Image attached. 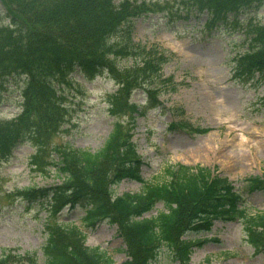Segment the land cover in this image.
<instances>
[{"label": "trees", "instance_id": "16d2710c", "mask_svg": "<svg viewBox=\"0 0 264 264\" xmlns=\"http://www.w3.org/2000/svg\"><path fill=\"white\" fill-rule=\"evenodd\" d=\"M0 3L8 17V23L0 25V88L16 83L21 94V111L15 117L0 118V164L21 144L29 143L35 149L30 156L33 170L53 166L63 176L60 183L51 186L20 188L17 194L21 199L27 203L46 201L50 216L62 205L79 208L81 221L88 227L101 220L115 224L129 257L119 264H156L163 249L169 259L179 260L176 264H187L196 242L183 240V234L208 231L215 219L238 217L254 252H264V215L246 211L242 193L228 178L213 176L200 165L177 164L166 167L164 181L143 180L138 171L140 158L128 129L118 119L119 114L129 111L128 118L133 121L135 113L145 112L128 99L135 89L146 91L149 104H160L150 84L161 75L166 52L155 44L146 48L132 40L135 17L164 11L163 16L174 23L205 15L207 27L243 30L246 47L234 57L233 76L246 82L264 71V21L257 16L264 0ZM123 59L132 63H122ZM74 71L88 81L105 75L116 86L109 98V110L116 117L113 129L97 152L51 143L70 116L67 95L71 88L83 90L71 75ZM124 176L140 180L141 190L115 196L113 185ZM244 181L249 191L264 190V171ZM158 202L163 208L145 216ZM47 227L42 262L34 252L8 250L0 254V264H111L97 247L83 245L76 227Z\"/></svg>", "mask_w": 264, "mask_h": 264}, {"label": "rangeland", "instance_id": "374dc122", "mask_svg": "<svg viewBox=\"0 0 264 264\" xmlns=\"http://www.w3.org/2000/svg\"><path fill=\"white\" fill-rule=\"evenodd\" d=\"M264 19V7L259 12ZM8 20L0 13V22ZM159 19V20H158ZM157 15L139 17L135 21L133 39L141 43H159L174 53L163 65L159 82V99L164 108L150 107L145 116L136 119L133 141L143 161L140 174L144 179L161 181L164 169L173 163L200 164L229 177L241 189V179L259 174L264 169V71L253 84L233 80L232 57L241 51L239 33L211 28L201 31L200 23L164 24ZM85 93L67 95L70 116L53 135L54 144L99 150L113 125L107 111L106 98L113 84L105 78L83 81ZM145 95L134 92L131 101L144 103ZM20 95L16 83L0 88V118H9L20 111ZM126 116V114H125ZM172 121L208 128L195 133L193 127L169 128ZM34 147L20 145L14 156L0 164V253L36 251L46 239V220L70 221L85 233L84 243L99 246L113 264L126 258L125 245L115 225L98 222L93 228L80 225L78 208L63 207L56 218H47L46 203L26 202L17 190L26 186H49L62 181L53 168L34 171L29 158ZM141 183L124 178L115 186L116 195L135 192ZM247 212L264 211V190L243 191ZM162 204L156 205L161 209ZM154 210L152 213L154 214ZM193 239H209L195 246L189 264H264V252L255 254L246 241L241 217L232 221H215L207 233L192 235ZM158 264H173L164 250Z\"/></svg>", "mask_w": 264, "mask_h": 264}]
</instances>
